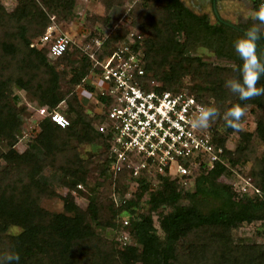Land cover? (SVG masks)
I'll return each instance as SVG.
<instances>
[{"label":"trees","instance_id":"trees-1","mask_svg":"<svg viewBox=\"0 0 264 264\" xmlns=\"http://www.w3.org/2000/svg\"><path fill=\"white\" fill-rule=\"evenodd\" d=\"M214 2L213 11L220 25L242 35L247 28L222 20ZM69 3V0H17L11 12H6L0 3V143L7 146L3 149L0 145V251L18 252V264H264V242L236 243L231 236L232 230L242 223L264 224V154L253 156L251 132H241L247 147L239 155L227 148L226 135L211 127L214 144L222 149L227 165H244L251 160V167L244 174L259 189L254 198L243 197L232 183L220 181L221 175H230V169L216 162L209 170L198 169L192 186H174L168 176L161 175L156 177L157 184L147 200H142L145 188L140 187L124 203H115L113 194L124 196L128 192L125 171L114 174L110 170L109 138L97 128L103 116L98 115L95 121L88 118L72 88L87 77L93 69L92 62L71 46L51 63L48 48L41 42V36L51 25L47 10L69 12ZM185 8L182 0H161L159 9L149 7L143 13L141 25L149 33L144 42L143 66L150 72V78L161 82L163 90H175L183 87L182 77L189 76L192 83L184 86L188 92L205 106L218 104L221 114L237 103L254 104L264 110V95L240 100L225 87L227 79L239 77L241 59L230 70L183 53L184 43L177 40V35L187 28ZM158 11H162L161 16ZM119 37L122 40L124 35ZM108 46L107 52H111L113 46L110 43ZM258 50L264 54L261 40ZM65 61L70 67L63 72L57 67ZM13 86L50 110L61 111L59 103L66 102L67 108L61 112L71 125L81 126L76 134L78 141L100 142L103 148L98 169L100 181L95 180L87 188L91 161L80 158L74 148H61L62 137L72 131L71 125L61 128L49 117L40 119L35 140L45 152L44 160L29 149L14 148L27 106L19 104L20 96L13 93ZM257 86L264 87V76ZM224 125L225 133L234 130L225 120ZM255 135L264 143V117L258 118ZM48 168L63 174L64 194L44 181L43 172ZM104 176L107 181L101 178ZM77 184L81 187L77 188ZM72 191L88 199L86 209L74 200ZM45 197L60 198L62 211L43 207L41 200ZM183 199L188 202L182 203ZM207 199L216 200L218 205L203 211L198 201ZM165 207L169 211L163 212ZM88 217L113 229L118 227L120 218H128L130 243L120 249L117 236L108 239L97 233ZM11 226L20 228L19 235L8 231Z\"/></svg>","mask_w":264,"mask_h":264},{"label":"built area","instance_id":"built-area-1","mask_svg":"<svg viewBox=\"0 0 264 264\" xmlns=\"http://www.w3.org/2000/svg\"><path fill=\"white\" fill-rule=\"evenodd\" d=\"M259 8L264 0H249ZM110 34L76 44L64 32L48 26L41 42L48 48L47 55L56 58L75 45L92 62L93 69L86 78L99 75L105 82L97 100L104 107L98 130L109 138L107 156L110 170L115 174L125 171L124 196L113 194L117 204L124 203L131 192L156 186L157 176H168L174 186H188L194 173L202 168L209 170L216 162L226 164L222 149L214 144V135L207 129H193L191 122L200 106L185 87L163 90L161 82L150 78L143 66L145 34L137 28L130 29L122 40L111 41ZM108 43L113 46L111 52ZM103 53L100 57L99 54ZM37 125L40 119L49 117L61 128L70 126L69 119L58 109L38 106ZM232 185L243 197L254 198L259 189L249 175L229 168ZM135 186V187H134ZM81 184H77L80 188ZM75 192V191H72ZM148 197V196H147ZM129 219L123 218L117 239L120 249L131 241Z\"/></svg>","mask_w":264,"mask_h":264},{"label":"rangeland","instance_id":"rangeland-1","mask_svg":"<svg viewBox=\"0 0 264 264\" xmlns=\"http://www.w3.org/2000/svg\"><path fill=\"white\" fill-rule=\"evenodd\" d=\"M40 1V0H37ZM70 11H48L51 25L57 32H64L70 35L76 44H80L82 41L91 40L93 38H102L108 33L111 41L119 39V34H125L130 29H140L146 36L149 37V33L143 28L142 15L151 8L159 9L161 6V0H69ZM17 0H0L6 12H11L16 6ZM184 6V18L186 21V30L180 32L177 35V40L180 43H184L183 53L189 57L198 56L202 61L210 63L215 66L224 67L227 69H234L237 65V61L240 59L234 49L235 40L241 36L237 31H229L220 25L217 17L213 11L214 0H182ZM41 3V2H40ZM219 17L235 26L240 28H249L254 23H258L253 19L254 13L257 11L249 0H215ZM158 15H162V11H158ZM205 27V28H204ZM264 44V32L261 34L260 39ZM73 47L77 46L73 45ZM81 51V49H79ZM259 51V50H258ZM262 53V52H261ZM50 62H54V58H50ZM262 60H264V54L262 53ZM70 67L69 62H62L58 65V69L63 72L67 71ZM69 76V73L66 75ZM190 78L182 77L181 84L183 87H189ZM103 87L105 88V82L95 74L94 78H85L80 85L73 84L72 88L74 94L79 99L80 104L84 108V114L88 118L98 117V113L104 110V107L97 100ZM185 87V88H186ZM14 94L20 96L19 104H25L27 106L26 112L21 116V132L18 142L14 148L18 151L29 149L40 160L45 159V152L41 146L36 142L35 136L40 130L37 125L38 117L36 115V109L38 102L29 97L24 91L20 90L16 86L12 87ZM212 102V99H210ZM212 107L217 108L220 113V106L216 103H211ZM246 114L240 121V130L234 129L230 133L226 132L224 125L223 113L220 117L210 122L211 127H215L222 135H226V146L233 153L242 155L246 151V143L243 141L241 132H251V144L254 147L253 156H262L264 154V143L255 135V127L259 117H264V110L259 109L254 104H245ZM58 108L61 111H65L67 104L65 101L59 103ZM74 116V114H73ZM71 125V124H70ZM72 131L65 132L62 137L61 148H74L80 158L84 160H90L91 166L88 173L87 183L85 186L90 188L93 186L94 181H100L98 177V169L100 166V160L103 156V148L100 142L85 143L79 142L76 134L80 132V125H71ZM1 148L7 149L5 143H0ZM229 168L237 169L240 173H247L251 167V160L246 164L227 165ZM45 175L44 181L57 190V192L64 194L66 192L63 187L62 180L63 174L55 169L48 168L43 172ZM47 176V177H46ZM105 181L108 180L107 176L101 177ZM194 180V179H193ZM188 182V186H192V182ZM219 180L226 183H232V172L230 175H221ZM135 187V186H134ZM101 188V187H100ZM99 188V190H100ZM148 187H145L142 200H147ZM74 200L86 209L88 206V199L77 195L76 192H72ZM187 203L186 199L181 201ZM198 204L203 211H207L212 207L218 205L214 199L199 200ZM41 205L50 211L60 212L62 211V200L58 197H45L41 200ZM169 207L162 209L163 212L169 211ZM146 210V208H145ZM144 210V211H145ZM143 211V210H142ZM154 222L157 225V216L153 215ZM121 220L117 221L118 227L113 229L112 227L103 226L100 221L93 217H88L90 226L102 236L111 239L114 236H118L120 233ZM20 230L18 226H11L9 228L10 233H17ZM158 234L162 235L161 230L157 229ZM231 236L236 243H263L264 242V224L260 221H254L252 223H242L231 232ZM124 246L121 247V249ZM140 264V263H136Z\"/></svg>","mask_w":264,"mask_h":264},{"label":"clouds","instance_id":"clouds-1","mask_svg":"<svg viewBox=\"0 0 264 264\" xmlns=\"http://www.w3.org/2000/svg\"><path fill=\"white\" fill-rule=\"evenodd\" d=\"M253 19L258 23L245 29L244 33L234 42L235 52L242 61L239 77L225 81V87L237 95L240 100H251L264 95V87L257 86L261 77L264 76V60H262V53L258 51L261 34L264 32V3L259 5ZM245 114V106L237 103L223 113V119L229 127L240 130V121ZM220 116L221 113L217 108L200 106L191 122V127L207 129L210 122ZM14 234L19 235V233ZM19 260L18 252L8 249L0 251V264H18Z\"/></svg>","mask_w":264,"mask_h":264}]
</instances>
